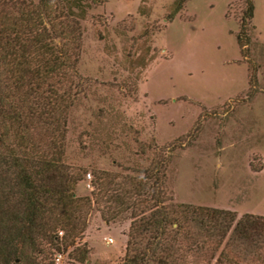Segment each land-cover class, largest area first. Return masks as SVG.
Returning a JSON list of instances; mask_svg holds the SVG:
<instances>
[{"label":"rangeland","instance_id":"1","mask_svg":"<svg viewBox=\"0 0 264 264\" xmlns=\"http://www.w3.org/2000/svg\"><path fill=\"white\" fill-rule=\"evenodd\" d=\"M171 2L98 0L80 22L79 92L64 138V162L88 170L75 194H89L90 168L145 165L137 142H175L166 175L175 202L264 216V0H252L245 58L235 41L242 0H186L165 22ZM127 227L92 210L79 239L84 264L121 258Z\"/></svg>","mask_w":264,"mask_h":264},{"label":"trees","instance_id":"2","mask_svg":"<svg viewBox=\"0 0 264 264\" xmlns=\"http://www.w3.org/2000/svg\"><path fill=\"white\" fill-rule=\"evenodd\" d=\"M185 1L172 0L163 20ZM97 2L0 0V264H55L64 253L62 264L86 263L79 239L92 210L104 224L128 221L121 258L94 264H264V216L173 200L175 142H137L145 165L90 168L89 194H75L88 170L64 162L66 115L79 92L80 22ZM242 3L235 41L245 58L253 2Z\"/></svg>","mask_w":264,"mask_h":264},{"label":"built area","instance_id":"3","mask_svg":"<svg viewBox=\"0 0 264 264\" xmlns=\"http://www.w3.org/2000/svg\"><path fill=\"white\" fill-rule=\"evenodd\" d=\"M58 234L61 235V232H59ZM110 241H111V238H107L106 239V242H110ZM60 259H61V255H56L55 258H54V263L58 264Z\"/></svg>","mask_w":264,"mask_h":264}]
</instances>
